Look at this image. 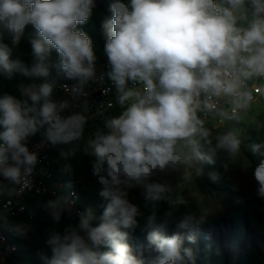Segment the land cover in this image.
<instances>
[{
  "label": "clouds",
  "instance_id": "1",
  "mask_svg": "<svg viewBox=\"0 0 264 264\" xmlns=\"http://www.w3.org/2000/svg\"><path fill=\"white\" fill-rule=\"evenodd\" d=\"M95 6L94 0H0V27L11 37L10 44L0 40V76L11 79L19 72L44 79L39 85L21 86L23 100L0 96V176L17 186L0 183V196L31 189L38 157L26 146L30 136L44 129V142L52 146L82 139L88 117H63L70 104L51 99L54 85L47 78L54 49L56 67L78 81L70 89L73 97L87 95L89 81L103 82L104 74L96 75L92 40L77 27ZM109 10L111 17L102 21L110 66L106 75L123 111L106 119L107 131H96L83 147L84 154L94 157L93 174L107 204L101 216L88 209L79 213L77 226L52 232L46 240L50 254L40 250L37 255L41 264H196L193 250L185 245L195 237L180 231L168 236L165 229L170 224L187 229L206 217L177 216L176 210L186 204L184 196L154 178L178 173L191 182L201 174L198 162L215 164L222 157L227 171L240 157L238 130L214 132L207 122H240L254 99L250 85L264 79V0H113ZM27 25L35 30L30 66L12 58ZM255 127L259 131L264 122ZM78 148L61 150L60 156L67 160ZM252 151L264 157V139ZM63 170L73 171L70 164ZM253 178L256 196L264 199V159ZM136 185L148 201L168 205L159 222L155 214L145 222L148 245L159 253L147 261L134 255L127 242L141 215L128 199V190ZM68 205L67 197H57L43 207L60 224ZM8 229L24 238L32 226L15 222ZM100 245L110 250L99 252Z\"/></svg>",
  "mask_w": 264,
  "mask_h": 264
},
{
  "label": "rangeland",
  "instance_id": "2",
  "mask_svg": "<svg viewBox=\"0 0 264 264\" xmlns=\"http://www.w3.org/2000/svg\"><path fill=\"white\" fill-rule=\"evenodd\" d=\"M113 0H94L95 8L92 16L78 29L85 32L92 40L94 54L97 59H108L104 51L106 43L102 30V21L111 17L109 10ZM128 4L130 0H122ZM32 25L25 27L19 46L14 49L13 59L20 58L25 64L33 61L30 39L33 36ZM0 40L10 44L11 37L7 30L0 27ZM50 75L47 78L54 88L66 77L56 65L59 63L58 53L53 49L50 56ZM43 78L26 77L14 72L11 79L0 76V96L9 94L17 99L21 96L20 87L39 85ZM250 108L240 114V122H221L219 118L208 120L207 126L215 131H224L228 127L238 130L241 143V154L238 160L226 171L223 158L218 157L215 164L198 162L201 169L199 176H193L191 182L183 181L178 173H158L154 178L168 182L178 193L184 196L186 204L176 210V215L194 213L197 217L204 215L202 224L190 226L187 229H177L170 224L165 229V235L171 236L176 231L185 235H193L194 243L185 242L193 250L196 264H264V199L256 196L257 184L253 171L264 157L252 151V145L264 139V128L256 129L258 123L264 122V87L257 88V94ZM98 130L107 131L104 124H94L84 129L80 141L68 145H56L50 154L49 172L53 179L54 198L39 202L26 216L16 210L15 203H8V210L0 212V218L6 224L9 232L12 250L8 255H0V264H41L37 252L43 250L50 254L46 240L54 231H63L68 226H77L79 213L92 209L96 216H101L107 201L99 195L102 185L99 178L93 174L94 157L84 154L83 147L89 138ZM79 145L75 156L67 160L60 156L61 150ZM65 164H70L73 171L63 170ZM76 191L75 197L69 196V190ZM128 199L139 211V226L129 230L128 243L133 254L146 261L158 256L154 247H149L145 226L147 218L153 214L157 222L163 217L168 205L164 202L154 204L145 198L144 189L136 185L129 189ZM57 197H67L68 210L62 216L60 224H56L48 215L43 205ZM15 222L28 223L32 231L27 237L21 238L9 231L8 224ZM99 252L109 251L105 245H100Z\"/></svg>",
  "mask_w": 264,
  "mask_h": 264
},
{
  "label": "built area",
  "instance_id": "3",
  "mask_svg": "<svg viewBox=\"0 0 264 264\" xmlns=\"http://www.w3.org/2000/svg\"><path fill=\"white\" fill-rule=\"evenodd\" d=\"M95 70L97 77L104 74V80L102 83L99 81H89L84 86V92L87 95L73 97L70 90H66L65 87L64 90H55L54 88L52 94L53 101L61 102L67 100L70 104V107L61 113L63 117H67L73 113H82L88 117L84 129L94 124H104L106 119L119 116L123 111V108L116 101L115 87L106 75L110 70L108 59L96 58ZM250 87L252 94H257V88L264 87V79L254 81ZM105 89H108V91L105 92ZM109 103L112 104V107H108ZM85 105H87V111H85ZM43 132L44 129H41L35 135L30 136L26 142L29 151L35 152L38 157V163L31 177L33 182L31 189L25 190L19 196H0V212L8 210V203L10 201V203L16 204L17 211L29 216L31 209L35 208L39 202L47 198H54L53 185H49L50 174L44 173V161L48 154H51L54 146L44 142ZM0 183L8 187H17L10 184L2 176H0ZM0 248L5 253V245H1V236Z\"/></svg>",
  "mask_w": 264,
  "mask_h": 264
},
{
  "label": "bare ground",
  "instance_id": "4",
  "mask_svg": "<svg viewBox=\"0 0 264 264\" xmlns=\"http://www.w3.org/2000/svg\"><path fill=\"white\" fill-rule=\"evenodd\" d=\"M65 80H70V83H68V84H66L65 82L59 83L55 87V90H64V87L67 88V90H70L72 87H74L78 84V81H76L74 79L66 78V79H64V81ZM49 166H50V154H48V156L46 157V159L44 161V173L50 174ZM52 183H53V179H52V175L50 174L49 185H52ZM69 196L75 197L76 191L73 189H70L69 190ZM0 236H1V245H5V253H3V249L0 248V255H8L12 250V244L10 243L6 224L2 221L1 218H0Z\"/></svg>",
  "mask_w": 264,
  "mask_h": 264
},
{
  "label": "trees",
  "instance_id": "5",
  "mask_svg": "<svg viewBox=\"0 0 264 264\" xmlns=\"http://www.w3.org/2000/svg\"><path fill=\"white\" fill-rule=\"evenodd\" d=\"M67 77H65L64 79H66ZM64 79L60 82V83H62V82H65L66 84H68V83H70V80H65L64 81ZM8 235H9V232H8ZM9 239H10V237H9Z\"/></svg>",
  "mask_w": 264,
  "mask_h": 264
},
{
  "label": "crops",
  "instance_id": "6",
  "mask_svg": "<svg viewBox=\"0 0 264 264\" xmlns=\"http://www.w3.org/2000/svg\"><path fill=\"white\" fill-rule=\"evenodd\" d=\"M51 99H52V97H51Z\"/></svg>",
  "mask_w": 264,
  "mask_h": 264
}]
</instances>
